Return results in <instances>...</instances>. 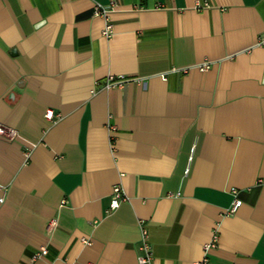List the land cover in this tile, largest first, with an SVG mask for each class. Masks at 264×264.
Returning a JSON list of instances; mask_svg holds the SVG:
<instances>
[{"label": "crops", "instance_id": "0c3cea01", "mask_svg": "<svg viewBox=\"0 0 264 264\" xmlns=\"http://www.w3.org/2000/svg\"><path fill=\"white\" fill-rule=\"evenodd\" d=\"M263 40L264 0H0V264H138L139 221L151 264H264Z\"/></svg>", "mask_w": 264, "mask_h": 264}, {"label": "built area", "instance_id": "2783aa9c", "mask_svg": "<svg viewBox=\"0 0 264 264\" xmlns=\"http://www.w3.org/2000/svg\"><path fill=\"white\" fill-rule=\"evenodd\" d=\"M206 6V4H205ZM197 8H200L199 5H197ZM116 9V5L114 3H111L109 6L106 7H101L100 5H96L93 8V15L95 16H103L106 17L110 12ZM112 25L111 24H106L104 30L102 31V34L105 37H109L112 34ZM260 44L264 45V40L260 41ZM197 68L200 71H204L208 68L207 63H203L202 65H198ZM187 69H183V72L185 73ZM120 79H114V77H110L107 80L106 86H114V85H119L120 84ZM44 118L48 121H52L54 119V114L51 110H47L44 114ZM0 137H3L7 140H15L18 138V133L16 130L12 128H7L4 126L0 125ZM232 194L235 196L234 200L231 203V206L227 209L226 213L227 214H235L237 209L240 207L242 202L236 198L237 191L233 189ZM126 197L125 194L120 186H114L112 187L111 194H110V203H109V208L107 209V213H111L114 210H116L120 203L125 201ZM3 201V198L0 199V202ZM55 226V222L51 221L50 227ZM138 227L140 230V242L138 246V254H137V263L138 264H151L152 259H153V253L152 249L149 243V234H148V229L145 226L144 221H139L138 222ZM84 244H88L87 241H82ZM215 246L214 243H211L210 245H207L206 249L208 248H213ZM47 254V249L46 248H40L34 255L33 260L38 259V257H43Z\"/></svg>", "mask_w": 264, "mask_h": 264}]
</instances>
